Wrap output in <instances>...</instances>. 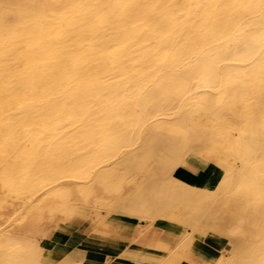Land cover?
Instances as JSON below:
<instances>
[{"label":"bare ground","instance_id":"1","mask_svg":"<svg viewBox=\"0 0 264 264\" xmlns=\"http://www.w3.org/2000/svg\"><path fill=\"white\" fill-rule=\"evenodd\" d=\"M26 1L13 0V12L5 11V7L0 10V20L5 18L0 25V186L14 189L17 197L23 199L19 204L23 217L27 213L29 217V211L41 213V204H33L32 197L44 188H50L45 204H51L50 210L58 214L67 209L58 208L56 200L66 203L72 197H96L97 188L105 191L109 185L113 190L105 192L111 199L125 180L132 184L130 193L120 197L119 205H113L112 200L108 203L115 207V213L152 220L154 224L173 221L164 215L166 207L162 201L144 206L145 199L189 195L198 218L209 216L208 209L216 212V207L220 208L219 220L213 218L212 227L217 231L243 235L241 223L245 221L257 229L262 226L264 211L260 217L258 206L251 208L250 201L242 204V197L235 199L230 195L215 201L209 194L215 173L209 169L202 172L204 175H173L171 170L177 169L173 164L185 147L200 144L199 135L193 136L188 125L200 132L202 140L209 138L214 128L208 130L195 120H174L169 113L157 115V108L168 112L173 109L172 101L177 100L181 112L186 107L202 112L198 108L201 104L210 106L206 110H215L211 114L217 116L221 114L218 111H223L216 106L219 98L201 93L202 82L221 76H248L254 88L252 99H256V117L249 124L252 136L249 145L240 150L241 160L237 156L236 163L223 173L251 174L254 168H264V161L256 159L264 156V0H133L135 8L131 13L121 10L125 0ZM113 4L115 7L110 9L108 6ZM13 17L20 19L12 23ZM233 38L239 39L238 43L227 42ZM194 53L197 57L185 75H171L157 93L155 83L164 77L169 62L171 69L177 65L171 59L176 61ZM180 93L193 94V100L179 99ZM154 95L158 101L153 100ZM151 103L154 113H149ZM118 110L125 111L117 113ZM151 119L155 120L152 131L163 135L156 141L155 150L154 144L149 143L128 151L122 161L103 168L88 184L68 178L61 182L68 174L88 173L86 166L104 162L105 147L118 137L128 136L121 124L144 125ZM75 151L83 158H76ZM121 168L122 173L118 170ZM135 168H145L143 179H133ZM118 172L121 176L115 179ZM192 210L189 206L176 209L180 215L186 213V217L194 214ZM241 212L249 213L241 217ZM56 219L60 220V216ZM164 223L173 233L178 231L177 226ZM193 224L196 226L195 221ZM0 227V264H47L41 242L35 236L23 237L25 225L9 228L0 223ZM180 233V239L186 241L188 233ZM256 247L245 261L239 252L231 263L230 255L223 263L264 264V242H258Z\"/></svg>","mask_w":264,"mask_h":264},{"label":"rangeland","instance_id":"2","mask_svg":"<svg viewBox=\"0 0 264 264\" xmlns=\"http://www.w3.org/2000/svg\"><path fill=\"white\" fill-rule=\"evenodd\" d=\"M132 1L133 0H125L124 7H121V10L124 9L123 11H126L127 13L133 12L135 6H134V4L131 3ZM12 2H13V0H1L0 10H2L1 8L5 7V9H4L5 11L13 12L15 6L11 5ZM28 2H30V3H28ZM25 3L31 4V3H33V0H27ZM108 7L110 9H112L115 6L113 4V5H109ZM19 19H20L19 17L18 18L13 17L12 23H16L15 21H19ZM4 20H5V18L2 17V19L0 20V25L3 24ZM233 39L234 40L229 39V41H227V42L228 43H238L239 39L238 40H237V38H233ZM235 39H236V41H235ZM201 53H198V58L200 56L199 54H201ZM196 57H197V54L194 53L191 57H189L188 55H186V56L182 55L179 57V60H176V61L171 59V61L175 62L177 65L173 69H171L170 62H169V64H168L169 66H168L167 71L163 72L164 77L158 78V80H157L158 82L155 83V85L157 87V93L159 91H161V86L163 84L166 85V82H168V79H169V77H171V75H173L174 77L184 76L185 72H187V69H188L190 63ZM174 70H176V71H174ZM231 78H232L231 76H225V77L221 76V77H218L216 79H213L212 81H204V82H202V85L200 84L201 86H203V88H201V93H203V92H204L203 94L211 93L214 97L219 98L218 101L220 100V102L217 101L216 106L223 109L222 112L218 111V113H221V114L213 117L211 112L213 113L215 110L209 112L206 110V108H208L210 106L206 107V106H203L201 104H200V106H198V108H200L202 110V112L198 111V110L192 111L190 107H186V110H184L185 112H183V111L181 112L182 109L180 106L178 107V104H177L178 101L173 100L172 104H171L172 105L171 107L173 108L172 110H170V111L167 110L168 112H166V109L163 110V108L158 107L157 109H159V110H157V115L161 114L162 112L163 113H169V117H171L174 120H177L179 118L183 119V121H185L184 119L195 120L197 123H202L203 125H206L205 127L208 130H211L214 128L215 133L213 132L214 133L213 134L212 132H210L211 134L209 133L210 134L209 138H204V140H202V138L200 137V132L198 130H194L191 127V125H188V130L190 129L192 131L191 134L193 136L198 137V135H199L200 144H197V145L191 144L192 147L191 146L185 147V150H183L182 154L180 155V159H178L175 162V164H173V165H175V167H177V169L171 170V171H173L174 176L176 175L177 177H179L181 174L186 172V169L188 167L195 166L192 163L197 164L198 168H200L199 171H197V172H201L202 175H204L207 172V170L209 169L212 173L213 172L215 173V176L213 178L214 181H213V184L211 185L212 187L210 186L211 187L210 189H212V190H210V192H209L210 195L213 194L212 197L215 199V201L220 202L222 200V198L223 199L227 198V197H229V195L231 196V198H235V199H236V197L237 198L242 197L241 203L244 204V202L250 201L251 202L250 206L254 205L253 207L251 206V208L258 206V208H257V209H259L258 212L260 211L262 213V214L260 213V217H262V215H263L262 211H264V174H263L264 168L263 167L262 168L261 167L254 168L253 169L254 171L251 174H239V173L235 174L236 172L226 173V174L223 173V171L224 172L229 171V166L236 163L235 158L237 159V156L239 157L242 155L240 150L242 148H246L249 145V142H250L249 140H250V137L252 136L251 132H250L249 124L251 121L255 120V117H256L255 116L256 104H253V102L256 99H252V96H254V94H253L254 88H253V86H251L253 84H251L250 79L246 75L234 77L232 79ZM233 79H235V80H233ZM236 82H240L242 84L239 85ZM208 83H211V84H208ZM241 87H243V90L241 89ZM238 90H240L242 93L236 92ZM187 95H189V96H187ZM177 97L179 99L183 98V99H189L190 101L193 100L192 99L193 94H188V93L187 94L186 93L185 94L180 93L177 95ZM244 99H245V102H243ZM153 100L158 101L157 95L156 96L154 95ZM242 102H243V104H242ZM215 103H216V101H215ZM238 104H240V105H238ZM152 105H153V103H151V105L150 104L148 105V107L150 106V108H151L149 110V113L150 112L154 113V107ZM233 105H234V107H233ZM237 105H238V107H237ZM236 110H239V111H236ZM124 111L125 110H118L117 113H122ZM162 117H165V116H162ZM243 120H245V121H243ZM154 122H155V120L151 119L144 125H143V123H136V122L123 124V125L121 124L120 127L125 129V132H126V134H128V136L126 138L118 137L117 139H115V141H113V143L111 145H108L110 147H105V161L104 162H102V160H101L100 162H98L97 164H95L93 166L92 165L86 166V168H84V169H86V171H89L88 173L82 174V173L73 172L71 174H68V176H65L61 179V182L65 181L66 178H68L71 180H75L76 182L81 183V184H88L91 182L92 178L95 175H98L99 173L102 172L103 168H107L109 166H112V164L118 163L120 160L122 161L123 158L125 157V155H127L131 151L136 150V148H139L144 144L148 145L149 143H152V144H154L153 146H154V150H155V147L158 144L156 141L160 138V136H163V135H160L159 132H157L156 130H154L155 132L152 131V125H154ZM186 122H188V121H186ZM179 135H182V134H179ZM232 136H234V137H232ZM225 137H227V138L223 141V139ZM201 141H202V143L203 142L204 143L202 144ZM233 148H235L234 151H232ZM111 149H113V150L111 151ZM191 152H192V154H191ZM74 156H76V158H78L79 160L83 158L82 154L79 151H75ZM262 156H263V154H262ZM151 157H153V156H151ZM248 157H250V156H248ZM87 159L88 158L86 157V160ZM256 159L258 161L259 160L264 161V156L263 157L259 156ZM239 160H241L240 157H239ZM243 164H244V162L241 161V165H243ZM124 168L126 169V167H124ZM141 169H143V168H135V170L132 171L133 172L132 177L134 180L135 179H139V180L143 179L144 174H145L143 172H145L146 170H145V168L143 170H141ZM118 170L120 173L124 172V169H122V168L118 169ZM203 171H204V174L202 173ZM119 172L115 175V179L120 178L121 174ZM259 172H260V176H259ZM256 173H257V175H256ZM1 175L2 174L0 173V178H2ZM220 177H221V179H219ZM260 177H261V179H260ZM110 180H112V179H110ZM219 181H221V183ZM223 181H226V182H223ZM219 184L221 187L219 186ZM131 187H132V184L128 183L127 181L124 180L123 182H121V187L118 190L117 195L119 197L116 195L114 197H111V199H110V197H108V193H107V192H110L111 190H113V189H110L111 185H109L106 188L105 191H107V192H105L104 190H99L97 188L95 190V193H94V194H96V197H93V196L87 197V195H85L86 197L84 195L81 197L78 196L77 197L78 199L72 197L68 200V202L66 201V203L65 202L61 203V200L58 199L54 202V204H57L58 208L62 207V209H67V211H65L63 213L58 212V214L53 213L50 210L51 204L50 205L45 204L47 200L44 197L47 194V190L50 188H48V189L44 188L43 191L39 192L40 194L37 193L34 195V197H32L33 204H41V207H42L41 213L40 212L35 213V211H29V217H28V213H27V216H26L27 218H26V217H23L24 214L19 209V208H22L21 205H19V204L23 201V199H21L20 197H17L18 196L17 191H15L12 188L0 186V211H1V209L3 210V208L7 204L12 203L11 205H8L7 207L4 208L5 211L3 213L0 212V223H3L4 225H8L9 228L15 227V226L17 227L18 225H19V227L25 225V227L22 229L24 231V233L22 234L23 237L24 238L25 237L31 238V237L35 236V239L40 241L41 245L46 250V247H47L48 242H49L48 236L58 229L57 227L59 226L61 221H63L64 219H67V218L72 219L76 216H86L87 218H90V219L93 218V220L95 222L96 221L98 222L102 219L100 222H98L100 224V223L104 222L103 219H105V217H108V216L112 215V213L113 214L115 213V212H113L115 207H113L112 205L108 206V203L110 204V201L112 200L111 202H113V205H116V203H117V205H119L120 203L118 200L120 199V197H123V195H125V193H127V192L130 193L129 190L131 189ZM101 191L105 192V193L102 194ZM211 191H212V193H211ZM229 192H231V193H229ZM217 193L219 194V196H216ZM106 194H107V196H106ZM224 196H226V197H224ZM1 197H3V198H1ZM153 197L154 196L147 197L145 199L146 203L144 206L154 205V204H157L161 201L163 202V203L161 202L162 204H165L164 206L166 207L165 208L166 213H164V215L166 214L167 217H169V218L171 217V219L173 221L164 220L163 222L171 223L172 226L175 225L178 227V230L180 229L179 231L174 232L171 236L163 237V232H162L163 229L161 231H159V230L151 231V228H155L154 226H156V228L158 227L157 225L153 224L154 222L152 220H147V219L145 220L144 218H141V219L138 218L137 219V218L130 217L124 213H117L116 212L115 214H119V215L131 218L134 220H142V221H148L149 222V225H147L145 227V229L147 230L146 232L153 234L154 237L148 239L150 242L147 241L146 246L149 245L148 246L149 248H151L153 250L156 249L155 251H158V252H163V251L165 252V253L163 252L164 255L162 257V260L159 262L160 264L161 263H163V264H201V263H197V260L193 259L191 256L190 257L188 256V260L192 259L191 261H185L184 257H185V255H187V253L193 255L192 253H195L194 249L198 248L200 245L204 244V242L208 241L206 238L209 235H214V236L218 235V237H219L218 240H220V241L222 240V246H221L220 253L216 254V256H213V254H212V255H210V257H207V256L203 257L200 255H198V256L193 255V256L199 257V258L203 257L205 259H210L213 262L212 264H224L223 261L225 260L226 257H228V255H230V257H231V259L229 261L231 263L232 258L234 260L239 252H241L242 255L244 256L243 260L245 261V259H248L252 256L253 252L257 248L256 246H257L258 242H261V243L264 242V236H263L264 235V225H263L264 220L260 221V223L262 222V226L259 227L258 229L254 228L253 225H252L253 227H251V225H249V223L247 224V222L245 221V222L241 223L242 224L241 226L243 229L242 231H244L245 235L244 234L243 235L236 234V233L234 234V233L228 232L229 236H230L229 237V236H227L228 233H226V231H224V233H223L220 230L217 231L216 229H214L212 227L214 225L213 218L216 217V220H219V219H217V216H220L218 214H221L219 207H216V210H217L216 212L215 211L213 212V210H211L212 211L211 212L210 209H208L207 213L210 214L209 216H208V214H206V215H204L205 217L201 216L198 218L196 216L197 214L195 213V210H194L193 199L189 195L180 196V197L173 198V199L169 197L168 200L161 198L162 196H157V198H158V199L156 198L157 200L155 199V197L154 198ZM216 197H218L220 200ZM88 198L90 200H88ZM159 198H161V199H159ZM62 199H64V198H62ZM70 200H72V202ZM158 200H160V201H158ZM92 201H93V203H91ZM102 201H104V202H102ZM147 203H149V204H147ZM255 203H257V204H255ZM42 204H44V205H42ZM58 204H59V206H58ZM66 206H67V208H66ZM179 206L181 208H184V207L186 208V206L187 207L189 206V208L191 207V209H193L192 211H194V214H190L189 216L187 215V217H186V213L184 214L185 216L180 215L179 212L176 211V209H178ZM108 210H110L111 213H109ZM217 212H218V214H217ZM31 213H34V214H31ZM44 213H46V214L44 215ZM248 213L241 212V217H244V215H247ZM67 214H69V215L72 214V215L70 217L69 216L63 217L64 215H67ZM56 215H58V217ZM54 216H56V217H54ZM59 216H60V220L56 219V218H59ZM82 218H84V217H82ZM87 218H84V219H87ZM209 218H210V220H209ZM193 219H198L199 222L196 220H193ZM192 220H193V222L195 221L196 226H194ZM206 220H209V221H206ZM39 221H40V223H39ZM197 223H199L200 225H198ZM206 223L209 225V227H208V225H206ZM197 225H198L199 229L197 228ZM34 226L35 227L37 226V227H36V229L35 228L33 229L34 232L32 231L33 232V235H32V232H29V229H31ZM149 227H151V228H149ZM0 228H2V227H0ZM194 228H195V230H194ZM246 229H247V231H246ZM258 230H260V231H258ZM180 231L183 233L185 232L186 234L188 233L187 238L185 239L186 241H184V239L183 240L180 239L181 238ZM256 231H257V233H256ZM225 233H226V235H225ZM37 235H38V237H37ZM232 235H234V236H232ZM247 235H249V236H247ZM250 235L253 237H251ZM237 236L239 238H237ZM255 236H257V237H255ZM241 238H242V240H241ZM247 238L249 239V241ZM243 239L245 242L243 241ZM239 245H240V247H239ZM177 254H179V255H177ZM205 259H203V260L201 259V262L206 261ZM192 261H194L195 263H191Z\"/></svg>","mask_w":264,"mask_h":264},{"label":"crops","instance_id":"3","mask_svg":"<svg viewBox=\"0 0 264 264\" xmlns=\"http://www.w3.org/2000/svg\"><path fill=\"white\" fill-rule=\"evenodd\" d=\"M199 169L197 165L190 166L184 174L197 176ZM82 217L87 218L76 216L64 219L58 229L48 236L49 242L44 254L47 264H160L163 252L146 246L148 239L154 237L153 234L146 232L148 221L112 214L99 224L102 219L95 222L93 218ZM154 225L158 227H149L151 231L163 229V237L173 234L172 229L170 230L164 222ZM206 239L208 241L194 249L193 255L210 257L212 254L216 256L220 253L222 240H218L219 237L214 235H209ZM193 255L187 253L184 260L191 261L192 259L188 260V256H191L197 263H213L203 257L200 258L207 262H201L199 257ZM194 261L191 263L196 262Z\"/></svg>","mask_w":264,"mask_h":264}]
</instances>
